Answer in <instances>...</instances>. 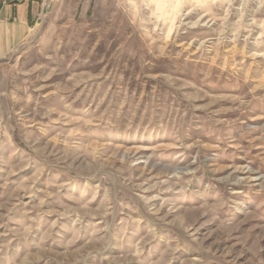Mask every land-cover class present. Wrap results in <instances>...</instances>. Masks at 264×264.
<instances>
[{
  "label": "rangeland",
  "instance_id": "374dc122",
  "mask_svg": "<svg viewBox=\"0 0 264 264\" xmlns=\"http://www.w3.org/2000/svg\"><path fill=\"white\" fill-rule=\"evenodd\" d=\"M0 49V264H264V0H44Z\"/></svg>",
  "mask_w": 264,
  "mask_h": 264
},
{
  "label": "crops",
  "instance_id": "0c3cea01",
  "mask_svg": "<svg viewBox=\"0 0 264 264\" xmlns=\"http://www.w3.org/2000/svg\"><path fill=\"white\" fill-rule=\"evenodd\" d=\"M44 0H0V49L22 41L40 18Z\"/></svg>",
  "mask_w": 264,
  "mask_h": 264
}]
</instances>
